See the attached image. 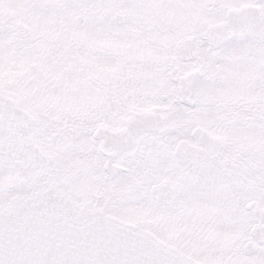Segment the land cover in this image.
<instances>
[{"label":"snow or ice","instance_id":"obj_1","mask_svg":"<svg viewBox=\"0 0 264 264\" xmlns=\"http://www.w3.org/2000/svg\"><path fill=\"white\" fill-rule=\"evenodd\" d=\"M0 264H264V0H0Z\"/></svg>","mask_w":264,"mask_h":264}]
</instances>
